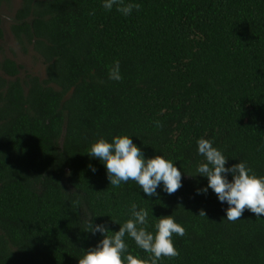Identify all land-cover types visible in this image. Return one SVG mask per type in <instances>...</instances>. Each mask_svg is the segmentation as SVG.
Masks as SVG:
<instances>
[{
    "label": "trees",
    "instance_id": "16d2710c",
    "mask_svg": "<svg viewBox=\"0 0 264 264\" xmlns=\"http://www.w3.org/2000/svg\"><path fill=\"white\" fill-rule=\"evenodd\" d=\"M124 2L141 7L125 17L102 0H22L15 14L11 34L46 76L21 78L16 62L0 63V264H79L103 238L86 232V216L122 224L132 203L186 230L173 237L179 256L160 264H264V219L245 210L227 221L211 189L197 195L207 179L189 176L203 160L201 137L226 166L244 161L264 176V0ZM116 60L119 82L108 78ZM116 135L133 136L146 158L176 162L183 186L157 189L159 200L132 181L110 186L87 150Z\"/></svg>",
    "mask_w": 264,
    "mask_h": 264
},
{
    "label": "clouds",
    "instance_id": "9594fccd",
    "mask_svg": "<svg viewBox=\"0 0 264 264\" xmlns=\"http://www.w3.org/2000/svg\"><path fill=\"white\" fill-rule=\"evenodd\" d=\"M102 7L107 11L115 7L117 12L127 17L134 9L139 11L141 6L125 4L124 0H102ZM108 78L116 82L123 79L118 60L110 67ZM155 126L161 127L160 122L156 121ZM132 137L116 135L111 141L100 138L90 145L87 155L102 163L113 188H120L122 184L132 181L149 198L145 200L152 197L159 200L160 192L167 195L176 193L183 186L182 172L176 162L162 155L146 158ZM196 144L197 155L203 157V160L196 165L194 174L189 175L183 171L192 178L207 179V185L197 189V195H206L211 189L218 201L227 205L224 219L229 222L241 219L245 210L253 213L256 219H264V176L255 174L244 161L226 166L229 158L214 147V141L210 139L201 137ZM261 148L264 149V145ZM89 168L93 173L97 170L91 164ZM129 212L130 218L122 224L110 214L86 216V232L92 236L99 234L103 238L94 247L84 251L79 264H160L165 257L179 256L173 237H183L186 230L176 222L173 215L156 218L152 213L150 217L149 210L136 203L130 205ZM199 215L207 217L204 210ZM104 216L110 217L113 223L119 225V230L113 232L107 223L95 222V218ZM150 227L154 231H149ZM126 238H130L137 248L148 253L147 259L134 256L129 251Z\"/></svg>",
    "mask_w": 264,
    "mask_h": 264
},
{
    "label": "rangeland",
    "instance_id": "374dc122",
    "mask_svg": "<svg viewBox=\"0 0 264 264\" xmlns=\"http://www.w3.org/2000/svg\"><path fill=\"white\" fill-rule=\"evenodd\" d=\"M21 2L22 0H11L9 5H3L0 9L1 29L3 31V39H0V63L4 59H11L22 67L21 78L25 74H32L44 79L46 76L44 61L34 52L32 47L23 52L11 34V26L14 24L15 14L20 9ZM2 75L0 72V76Z\"/></svg>",
    "mask_w": 264,
    "mask_h": 264
}]
</instances>
